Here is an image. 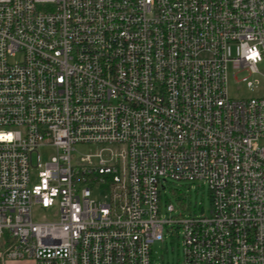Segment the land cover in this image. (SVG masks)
Returning <instances> with one entry per match:
<instances>
[{
    "label": "built area",
    "instance_id": "1",
    "mask_svg": "<svg viewBox=\"0 0 264 264\" xmlns=\"http://www.w3.org/2000/svg\"><path fill=\"white\" fill-rule=\"evenodd\" d=\"M263 61L264 0H0V259L152 264L177 226L184 264H264V89L228 92ZM161 181L210 214L164 217Z\"/></svg>",
    "mask_w": 264,
    "mask_h": 264
},
{
    "label": "rangeland",
    "instance_id": "2",
    "mask_svg": "<svg viewBox=\"0 0 264 264\" xmlns=\"http://www.w3.org/2000/svg\"><path fill=\"white\" fill-rule=\"evenodd\" d=\"M259 74L250 75L247 72L235 71L231 67L228 70V92L232 99H251L261 97L264 89V61L258 65ZM247 78L248 82H252L259 86V90H251L248 88V83L243 79ZM76 153L74 155H85L95 153L99 149L96 145H77ZM41 154L43 162H48L55 155V149L52 147L42 148ZM37 154L34 155L36 162ZM36 171L33 172L35 175ZM36 182V178L33 177ZM97 196V195H96ZM103 198L101 194L99 198ZM184 199L185 207H189L185 212L178 211L174 216L182 214V216L190 215H209L212 210V199L210 189L207 184L203 182H163L160 183V212L166 217L170 218L167 212L169 204L178 205L177 199ZM58 209L53 211H46L40 206L33 208V219L36 222L56 221L58 220ZM152 264H184V246L183 235L181 229L177 226H167L165 228V239L163 242H157L152 247Z\"/></svg>",
    "mask_w": 264,
    "mask_h": 264
},
{
    "label": "crops",
    "instance_id": "3",
    "mask_svg": "<svg viewBox=\"0 0 264 264\" xmlns=\"http://www.w3.org/2000/svg\"><path fill=\"white\" fill-rule=\"evenodd\" d=\"M0 264H34L32 261H3L0 259Z\"/></svg>",
    "mask_w": 264,
    "mask_h": 264
},
{
    "label": "trees",
    "instance_id": "4",
    "mask_svg": "<svg viewBox=\"0 0 264 264\" xmlns=\"http://www.w3.org/2000/svg\"><path fill=\"white\" fill-rule=\"evenodd\" d=\"M178 200V205H180L181 207H184V205H186L185 203H184V199L183 198H181V199H177ZM0 249H2V248H0Z\"/></svg>",
    "mask_w": 264,
    "mask_h": 264
},
{
    "label": "snow or ice",
    "instance_id": "5",
    "mask_svg": "<svg viewBox=\"0 0 264 264\" xmlns=\"http://www.w3.org/2000/svg\"><path fill=\"white\" fill-rule=\"evenodd\" d=\"M10 138V137H9Z\"/></svg>",
    "mask_w": 264,
    "mask_h": 264
}]
</instances>
